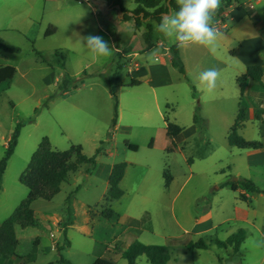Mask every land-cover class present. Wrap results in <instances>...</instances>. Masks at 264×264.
Returning a JSON list of instances; mask_svg holds the SVG:
<instances>
[{"label": "rangeland", "instance_id": "1", "mask_svg": "<svg viewBox=\"0 0 264 264\" xmlns=\"http://www.w3.org/2000/svg\"><path fill=\"white\" fill-rule=\"evenodd\" d=\"M35 1L39 5L45 2L32 0L33 9H28L12 0H0V37L21 48L20 54L10 56L13 59L9 64L17 69L11 88L0 92V161L17 124H24L2 181L0 220L5 207L28 193L20 184L18 173L26 170L44 137L59 151L80 145L87 157L96 155L98 149L100 153L95 165H82L72 173L53 200L33 203L39 225L24 230L17 228V258L7 264H18L20 258L27 256L30 259L26 264H61V257L70 264H94L101 257L125 264L122 251L134 239L143 244L166 246L165 237L169 236L174 237V244L168 246L171 253L168 264H264V242L259 237L264 229V194H252L245 202L240 194L247 196V192H234L223 186L228 181L244 178L264 191V160L253 159L250 150L231 147L227 142L230 124L235 121L241 101L235 71L232 79L222 73L224 95L219 114L215 112L217 116L211 124L204 119V137L209 144L188 132L189 144L185 149L168 155L162 145L164 116L168 114L171 121L186 130L193 122L198 105L199 115L206 116L201 110L200 96L206 88L197 79L200 69H191L193 74L188 80L180 74L172 75V86L156 89L159 100L156 107L153 98L146 97L151 91L148 85L134 88L120 85L121 80L127 79L128 70L123 69L121 74L126 63L123 53L115 50L128 46L139 50L146 33L144 28L136 29L132 20H123L120 11L110 7L107 0H50L45 16L39 19L33 17L37 11ZM123 5L129 11L135 7L134 0H123ZM260 8H264V4ZM49 23L56 25L57 33L46 38ZM88 34L100 35L109 41L114 46L112 55L92 59L79 43V38ZM153 39L161 40L166 46L172 43L159 32ZM34 49L43 58L37 56ZM215 49L224 59L217 45ZM55 51L63 52L66 59L55 56ZM197 53L193 56L199 57ZM203 60L207 65L205 69L211 68L209 55ZM65 74L72 77L76 87L64 93L60 83ZM120 74L121 79H118ZM190 82L197 90L196 98ZM110 84L120 103L122 123L130 127L126 135L123 129L111 131L114 100ZM207 94L206 90L204 95ZM135 102L147 103L148 111L128 108L129 103L134 105ZM242 102L247 108L242 136L264 143V126L252 113L258 106L256 99L246 97ZM114 133L116 139L111 141ZM127 143L137 145L139 150L130 151ZM128 159L136 164L137 181L145 180L135 186L132 179L135 188L128 183L124 198L113 206L117 213L133 216L148 210L153 216L154 231L145 230L139 224L140 231L125 232L126 224L118 222V218L108 220L101 216L107 192L102 172L111 163ZM166 168L173 176L168 189L163 178ZM70 196L72 224L65 235L66 201ZM198 218H211L217 230L199 237L186 235L185 230H190L194 219ZM240 229L246 231V238L238 252L233 250V255L215 244L206 250L187 248L190 241L196 242L199 238L225 242ZM137 263L150 264L144 256Z\"/></svg>", "mask_w": 264, "mask_h": 264}, {"label": "trees", "instance_id": "2", "mask_svg": "<svg viewBox=\"0 0 264 264\" xmlns=\"http://www.w3.org/2000/svg\"><path fill=\"white\" fill-rule=\"evenodd\" d=\"M237 0H223V6L219 9L218 14H221L226 8L230 7L233 2ZM108 5L112 8L118 9L122 14V19L125 21L132 20L136 29H140L149 20H155L160 22L161 16L168 12L170 9H176V0H134L135 8L133 10L125 9L123 0H107ZM57 32L54 26L48 27L45 32L46 37H50ZM145 47L144 51H150L155 48V42L152 36V26L147 25V32L143 36ZM37 56L42 57L41 53L34 49ZM0 52L10 54H20L21 48L8 44L0 37ZM172 55V65L178 69V71L187 79V73L185 65L180 57L179 48L174 45L170 48ZM55 56H60L63 60L66 59V55L61 51H55ZM234 54V52H233ZM17 75V69L13 66L2 67L0 66V92H4L11 88V85ZM264 71L261 66H250L247 71L237 77V84L239 86L241 97L244 96L246 86L248 82L262 83ZM142 84L141 81L131 79L127 87H138ZM74 80L69 74H65L61 80L60 89L65 93L71 88H75ZM193 95L197 97V90L192 86ZM110 92L114 100V113L111 123V131H114L118 120V99L115 94V90L110 84ZM194 116V123L199 130V136L204 137L206 130V122L199 115L200 106H197ZM256 119L264 124V110L256 113ZM167 127L166 135L169 140V145L166 148L167 153H174L178 151L176 144L177 137L182 133L183 128L175 123H172L165 117ZM246 121V109L239 106V110L234 124L231 126L227 142L231 147H235L241 150H259L264 147V144L260 141H249L245 139L240 130L245 127ZM24 126L22 122L18 123L15 131L13 132L5 150V154L0 161V191L2 187V180L7 168V164L10 158L15 153L18 145V139L20 136L21 128ZM127 148L132 152H137L139 147L134 144H126ZM100 153V149L97 150L96 155L93 157H87L83 148L80 145H72L68 150L59 151L52 147L50 139L44 137L37 150L31 157V160L19 178V182L22 186L29 190L28 196L17 206L13 213L0 224V264H7L11 260L17 258V236L15 226L19 225L22 228L32 227L36 228L39 225V221L36 217V213L32 207L33 203L37 200L51 201L55 196L61 192V186L67 182L72 173L77 172L83 164H96V156ZM127 168L126 162H119L114 164L111 173L109 175L108 183L109 189L107 191L104 205L102 206L101 216L105 219H112L114 211L111 208L113 201L119 200L123 197L124 192L120 187V183L125 176ZM163 178L165 180V186L168 188L172 181L173 176L168 168L164 170ZM230 188L234 192H238L243 189L252 194H264L252 180L238 179L237 181H228L223 185ZM240 199L245 201L244 194H240ZM71 196L67 199L66 204V227L64 233L66 235L68 227L72 224V209H71ZM148 216V215H147ZM246 232L241 229L237 233L231 235L225 242L215 241V245L226 249L228 246H232L234 252H238L240 246L245 240ZM174 244V239L168 238L166 240V246L161 245H146L138 240H134L131 245L122 251V257L126 260L125 264H138L137 260L140 257H146L150 264H168L171 260V253L168 246ZM211 242L208 243L204 239L198 241H190L187 244L189 250L199 249L206 250L210 247ZM104 249L109 251L108 247ZM60 251V248H58ZM29 257L20 258L18 264H26L29 261ZM61 264H70L62 257L60 258ZM94 264H116L112 258L101 257L98 258Z\"/></svg>", "mask_w": 264, "mask_h": 264}, {"label": "crops", "instance_id": "3", "mask_svg": "<svg viewBox=\"0 0 264 264\" xmlns=\"http://www.w3.org/2000/svg\"><path fill=\"white\" fill-rule=\"evenodd\" d=\"M12 1H13V3L14 2L17 3L18 6H20V7H27L28 9L30 7H32V9H33V5H31L32 0H12ZM44 1L45 2L41 3V5H39L35 1V10L37 9V11H35V14L33 16V17H35L34 19H39L41 16H45L47 9H48V3H50V0H44ZM263 4H264V0H247V1L246 0H237V1L233 2V4L230 7L226 8L221 14H217L216 17H214V23L220 29V31L223 33V36L217 41L216 45L218 48L217 50L219 52H223V55L225 56L224 59H222V58H220V56H218V54L215 51L216 49L214 51H212L208 47H204V46L193 45V46H189L187 48H179L180 57H181L184 65H185L187 77H189L191 74H193V71L191 69H197V70L200 69L201 72L204 71L203 69H205L207 65L205 63H203V61H204L203 58L206 55H209V58H210L209 64H212V65H210L211 68L214 67V68H217L220 70V76H219L218 81H217L216 89H214L211 92L208 91L207 95H204L206 90L202 89L204 93H202L200 95L202 98L201 110L204 111L206 114V116L203 119H205L209 124H211L213 122L214 118H216L217 115L215 112L218 113L220 111L221 100H222L221 97H222V95H224L223 94V87H222V79H221L223 75L230 76L232 79L233 70H234L235 71L234 77L237 80V77L243 75L247 71V68L250 66H261L263 68V71H264V8H260V6ZM222 6H223V0L221 3V7ZM251 6H253V7H251ZM26 17L29 18L30 17L29 14H27ZM148 24L152 26V36H153L157 32L155 30V24H158V22L155 20H149L140 29L144 28L147 32V25ZM50 26H54L57 29L55 24L49 23V24H47L46 30ZM44 36H45V34H44ZM46 38H48V37H46ZM154 42H155V48L154 49L159 48L160 52L152 61H150L148 59V54L151 51H153L154 49H152L150 51H144V47H145L144 38H143V44L139 50H134V48L128 46V47H125L124 49H121V50H115V52L118 54L123 53V61L126 63L125 66H123V68H121L122 69L121 74H122L123 69L128 70L127 71V74H128L127 79L120 81L121 87L128 88L127 85L129 84L131 79H136V80L141 81L142 84L140 86L148 85L151 88V91L149 93H147L146 97H148V95H149V97L151 99L153 98V100L155 102V106L159 107V100H158V95H157L156 89L159 87H164V86H172L174 83L173 79H172V75L180 74V76H182L184 79H185V77L178 71L177 68H175L172 65V55L170 52V48L176 44L171 43L169 46H166V44L163 43L159 39L157 41H154ZM196 52H198L197 54H200L199 57H196L195 55L193 56V54L194 53L196 54ZM233 52H234V54H233ZM0 54H1V56H3V57L0 56V66H2V67L11 66V64H9V61L12 60L13 57H10V56L15 55V54L3 53V52H0ZM229 55L232 56L230 59H228ZM232 62H233V64H232ZM232 65H233V67H232ZM190 66H191V68H190ZM223 72H224V74L222 75ZM121 74H120L118 79H121ZM190 83L194 86L193 83H195V81L193 80V83L192 82H190ZM236 83H237V81H236ZM129 88H134V87H129ZM238 88H239V86H238ZM239 92H240V89H239ZM204 97H205V100H203ZM246 97H247V99L252 97L253 99H256V101L258 103L257 108L252 111V113H255V118H256V113L258 111L264 110V76L262 79V83L248 82L247 86H246L245 94L243 97H241V92H240V100L241 101L239 103V106L245 107V109H247V108H246V106H244V102H242V101ZM138 105H140V106H138ZM239 106H238V110H239ZM118 108H119L118 120H117V124H116L114 131L115 132H121V131L125 130L124 134L126 135L130 132L129 131L130 127L125 126L122 123V111H121L119 101H118ZM128 108H130L134 111L137 109H140L143 112L148 111L147 103H143V102H135L134 105L129 103ZM167 108H169V105H167ZM194 109H195V107H194ZM165 117H167L170 122L175 123V124H177V123L171 121L168 114L164 116L165 140H163L162 145L164 147L165 152L167 153L166 148L169 145V140H168L167 135H166L167 123H166ZM246 119H247V110H246ZM259 123H261V122H259ZM233 124H230V128ZM177 125H179V124H177ZM262 126H264V124H262ZM230 128H229V130H230ZM244 128L239 131L241 135H243ZM188 132H190L191 135L198 137V139L200 141H202L203 143H205L207 145L209 144L207 137L202 138L199 136V130H198L197 125L194 123V118H193V122L190 124L189 129L186 130V128H183L182 133L176 139V144L178 146L177 152L184 150L185 147L189 144ZM228 133H229V131H228ZM227 137H228V135H227ZM115 139H116V136L114 133L111 136L110 140L112 141ZM9 140L10 139H8V142H9ZM249 141H255V140H249ZM7 144H6V146H7ZM250 151H251V154H250L251 158L257 159V160L258 159L264 160V147L262 149H259V150H250ZM177 152L167 153V154L168 155H174ZM14 154H13V156H14ZM125 162L127 163V168H126L125 176L120 183V187L123 190L124 195L121 199L113 201L110 205L111 208H112L114 203H118L124 198L125 186L128 185V183H131L133 185V183L131 181L132 179L134 180L135 186H136V184L138 185V182L140 184H142L145 180V179H142V180L139 179V181H137V179H136L137 172H136V168H135L136 164H135V162H133L132 159H128ZM9 163L10 162H8V164ZM8 164H7V168H8ZM114 164H116V162L111 163L108 166V168L102 172V176L104 177V180L107 183V191L109 189V183H108L109 175L111 173V170H112ZM83 165H87V164H83ZM7 168L5 170L4 176L6 175ZM24 171L25 170L19 171V173H18L19 178ZM4 176H3V179H4ZM238 179H244V178H237V180ZM237 180H234V181H237ZM134 185L132 188H135ZM168 188H166V189H168ZM241 190H243V189H241ZM241 190H239L238 192H240ZM3 192H4V186L2 185L1 191H0V196ZM245 192H247V196L245 195V197H246L245 202H247L248 197L251 196L252 193H250L248 191H245ZM28 194H29V190H28V193L26 192L25 196H28ZM106 194H107V192H106ZM241 194H244V193H241ZM25 196H22L18 200L13 201V203L9 207H5L3 217L0 220V224L3 223L13 213V211L17 208V206L23 201ZM105 197H106V195H105ZM105 197H104V200H105ZM32 207H33V205H32ZM0 208H2V204H0ZM112 209L114 211L113 218H118V222H122V223L126 224L125 232L140 231L138 229L139 224H142V226L145 230L154 231L153 230V228H154L153 216L148 210H143V212H141L137 216H133L129 213H124V214L117 213L114 206ZM60 218H62V217H60ZM54 219H57V218H54ZM17 228L24 230V229L32 228V227L22 228L19 225L15 226L17 242H18V245H17V250H18L19 238H18V234H17ZM217 228L218 227L213 224V221L211 218H205V219L198 218V219H194L193 224H192V228L190 230H185V234L191 235L194 237H199V236L208 235L210 233H213L217 230ZM259 237L264 242V229L261 230V234ZM168 238L173 239L174 237H171V236L165 237V241ZM205 238H207V237H205ZM245 238H246V236H245ZM199 239H201V238H199ZM205 241L208 242L207 240H205ZM215 241H218V240L210 239V241L208 243L211 242V245H213L215 243ZM146 245H153V244H146ZM17 250H16V253H17ZM226 251L228 254L233 255V247L232 246H228L226 248ZM27 257H29V256H27Z\"/></svg>", "mask_w": 264, "mask_h": 264}, {"label": "clouds", "instance_id": "4", "mask_svg": "<svg viewBox=\"0 0 264 264\" xmlns=\"http://www.w3.org/2000/svg\"><path fill=\"white\" fill-rule=\"evenodd\" d=\"M221 3L222 0H176L177 8L164 13L160 22L155 24V30L178 48L198 45L214 51L217 41L223 36L214 23ZM79 43L94 60L109 57L114 50V46L100 35L81 36ZM159 52V48L154 49L148 54V59L152 61ZM219 76L220 70L213 67L200 72L197 79L211 92L216 89Z\"/></svg>", "mask_w": 264, "mask_h": 264}, {"label": "built area", "instance_id": "5", "mask_svg": "<svg viewBox=\"0 0 264 264\" xmlns=\"http://www.w3.org/2000/svg\"><path fill=\"white\" fill-rule=\"evenodd\" d=\"M81 1H85V2H88V0H81ZM251 7H253V6H251Z\"/></svg>", "mask_w": 264, "mask_h": 264}, {"label": "water", "instance_id": "6", "mask_svg": "<svg viewBox=\"0 0 264 264\" xmlns=\"http://www.w3.org/2000/svg\"><path fill=\"white\" fill-rule=\"evenodd\" d=\"M235 180H237V179H235Z\"/></svg>", "mask_w": 264, "mask_h": 264}]
</instances>
